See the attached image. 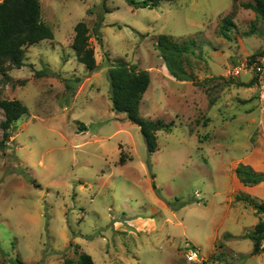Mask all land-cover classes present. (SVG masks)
<instances>
[{
	"label": "rangeland",
	"instance_id": "374dc122",
	"mask_svg": "<svg viewBox=\"0 0 264 264\" xmlns=\"http://www.w3.org/2000/svg\"><path fill=\"white\" fill-rule=\"evenodd\" d=\"M39 1L53 39L26 47L25 65L0 82V98L27 106L0 150V264H63L76 259L75 244L94 264H264L249 237L264 214L236 198L264 201V182L244 185L235 173L239 163L264 170V115L258 90L245 85L251 75L229 74L264 50V17L243 5L256 0L152 9ZM78 22L95 71L72 48ZM159 34L194 40L183 56L193 82L169 74ZM118 59L149 72L140 115L173 122L156 132L152 154L139 127L112 109L107 75Z\"/></svg>",
	"mask_w": 264,
	"mask_h": 264
},
{
	"label": "trees",
	"instance_id": "16d2710c",
	"mask_svg": "<svg viewBox=\"0 0 264 264\" xmlns=\"http://www.w3.org/2000/svg\"><path fill=\"white\" fill-rule=\"evenodd\" d=\"M163 1L175 0H126L132 7L155 8ZM251 8L259 15L264 17V0H256V3L243 4ZM103 17L101 15L100 20ZM74 37L72 48L76 59L82 63L87 71H95L97 65L94 61L92 48L88 46L89 33L84 22H78L74 27ZM227 35L226 32H223ZM52 29L43 22L41 18V8L39 0H0V82L7 84L11 77L5 74L9 68H20L25 65V48L36 44L44 39H53ZM194 40L176 41L168 34H159L155 42L159 56L169 72V74L178 81H194V75L189 73L184 66V55L193 52ZM264 52L262 50L258 55ZM258 55L248 56L247 59H253ZM7 63V64H6ZM109 98L112 109L117 112H123L126 118L136 124L145 141L146 149L149 154L157 150L158 130L170 131L173 122H164L161 119L144 118L139 113V106L145 91L148 88L150 77L145 69L138 68L136 64L129 63L126 60L118 59L116 64L108 70ZM247 86L253 83H245ZM68 87V86H67ZM0 110L3 113V119L0 121L2 138L0 139V150L7 145L10 130L15 126V122L27 112V106L18 99L0 98ZM83 125V124H80ZM83 130V126H81ZM124 162V158H120ZM235 173L244 185H252L264 182V171H256L251 166L243 163L237 164ZM153 184L154 189L156 186ZM237 199L249 203L256 214H264V201H256L249 194L236 195ZM171 205V202L168 203ZM172 209L179 208L172 206ZM253 239L252 253H258L264 250L260 244L264 239V223L259 222L255 226V231L249 236ZM76 259H65L63 264H94V261L86 252L80 251L78 244H75ZM18 261V260H15Z\"/></svg>",
	"mask_w": 264,
	"mask_h": 264
},
{
	"label": "built area",
	"instance_id": "2783aa9c",
	"mask_svg": "<svg viewBox=\"0 0 264 264\" xmlns=\"http://www.w3.org/2000/svg\"><path fill=\"white\" fill-rule=\"evenodd\" d=\"M241 72H247L251 75L249 82L251 81L259 92V113L262 120V116L264 115V52L253 59L246 58L243 61H240L229 70V74L232 77H238ZM196 256L197 252L194 250H189L187 252L188 259H194Z\"/></svg>",
	"mask_w": 264,
	"mask_h": 264
},
{
	"label": "crops",
	"instance_id": "0c3cea01",
	"mask_svg": "<svg viewBox=\"0 0 264 264\" xmlns=\"http://www.w3.org/2000/svg\"><path fill=\"white\" fill-rule=\"evenodd\" d=\"M252 148H254V146H253ZM263 171H264V170H263Z\"/></svg>",
	"mask_w": 264,
	"mask_h": 264
}]
</instances>
